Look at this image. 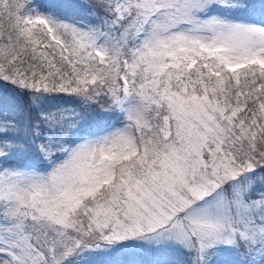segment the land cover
I'll use <instances>...</instances> for the list:
<instances>
[{"label": "snow or ice", "instance_id": "6c2138e0", "mask_svg": "<svg viewBox=\"0 0 264 264\" xmlns=\"http://www.w3.org/2000/svg\"><path fill=\"white\" fill-rule=\"evenodd\" d=\"M0 264H264V0H0Z\"/></svg>", "mask_w": 264, "mask_h": 264}]
</instances>
